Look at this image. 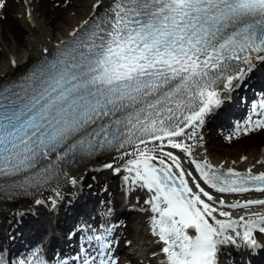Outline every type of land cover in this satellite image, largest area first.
<instances>
[{"label":"snow or ice","instance_id":"6c2138e0","mask_svg":"<svg viewBox=\"0 0 264 264\" xmlns=\"http://www.w3.org/2000/svg\"><path fill=\"white\" fill-rule=\"evenodd\" d=\"M253 60L264 61V0H113L67 51L30 74L23 93L0 88V192L38 189L58 178L56 165L42 163L53 153L56 161L71 162L134 145L136 158L127 161L124 179L154 193L147 202L158 214L152 227L164 245L162 264H217L220 246L236 243L232 233L255 247V233H264V215L237 221L220 211L229 219H217V208L188 186L178 158L162 151L167 141L191 156L189 146L173 137L202 126L222 103L218 85L231 91L233 81L245 75L242 65L251 70ZM248 124L251 130L264 128V119ZM149 139L160 142L161 157L152 154L155 148H140ZM157 160L159 167L152 163ZM38 165L37 172L24 175ZM196 167L217 192H264V173L229 171L223 177L207 163ZM195 187L213 200L200 184ZM250 205L264 200L230 207ZM107 247L102 246L98 264H114L104 258Z\"/></svg>","mask_w":264,"mask_h":264},{"label":"bare ground","instance_id":"6f19581e","mask_svg":"<svg viewBox=\"0 0 264 264\" xmlns=\"http://www.w3.org/2000/svg\"><path fill=\"white\" fill-rule=\"evenodd\" d=\"M112 3L113 0H89L84 7L76 8V10L72 9L71 14L66 17L63 26L58 28L54 36L49 30V27L52 26L51 21L45 23L42 15L35 9L34 5H28L26 3L20 10L18 16H21L30 34L28 38H26L27 43L23 47L22 52H18V49L14 46L6 52V56L8 57L6 64L0 62V86L16 76H21V74L27 72L31 66L42 60L43 57L55 47L68 42L74 36V33L76 35L79 31L84 29L98 14L102 13V11L108 8ZM97 5H99V7H97ZM47 24L49 25L47 26ZM1 29L0 25V34L2 31ZM242 66L246 69L245 75L241 80L233 81L231 91L226 90L223 84L218 85L217 90L220 92L222 103L219 107L213 108L212 111L205 116L203 125L195 129L186 128L183 136L173 137L175 142L185 143L189 146L191 156L181 149L167 146V141L164 142L165 147L162 149L163 152H171L178 158L181 168L185 172L184 179L188 181V186L193 188V192L200 194L205 202L217 208V212L214 213V215L219 220L229 219V217L220 216V211L228 212L230 214V219L237 221H240L241 218H244V221H246L249 218H256L257 215H264V205H250L248 208L230 207V205L236 203L243 205L252 200H264V192L255 190L246 192H217L214 188L204 183L200 171L196 167V164L203 165L207 163V165H210V171L224 172L225 174H228L229 171L239 174L264 173V149H253L248 152L242 150L240 152L238 150L226 152L217 151L209 146L210 140L205 130L209 122L208 120H210L214 110L218 111L220 108H223L220 113L225 115L230 113V110L236 103L240 105H252L250 101L254 97V94L251 95L252 92L250 93V90H246L250 87L252 81L249 84L247 81L256 73L260 75L259 77L262 78L261 83L264 84V61L253 60V67L251 70H248L247 65ZM227 93H232L231 95H234V97L229 99L226 95ZM229 123L230 120L227 118H219L218 122H215L217 125L225 124L227 126ZM194 130L196 134L195 136H191ZM159 144V141H152L149 139L148 143L141 144L140 148H155L156 150L152 154L161 157L162 152L158 147ZM135 152V146L128 145L121 149L101 154L90 160H84L77 169L68 171L61 180L57 179L55 182L44 187L45 189L26 193L24 195H0V232L13 228L16 225H21L30 218L39 225L47 226V229H49V239L47 241H50L55 235L53 226L56 224V220L59 221V217H63V215L67 213H65V211H67L72 204H81L82 198L84 197L85 183L90 175H107L116 181V191L121 198L123 212L130 214L136 221L135 228L137 232L134 238V240H137L136 246L131 248L128 244L130 247H122L119 249V252L125 254V256L133 254L143 257L144 260L147 261V264H162V261L166 259L162 252V247L164 245L159 240V237L153 233L152 227V220L153 218H158V214L152 212V205L147 202L152 198L154 193L147 190L148 200L145 201V199H143L144 197L140 198L132 192L131 189L133 185L130 184L131 179L128 181L124 179L125 176H129V173L126 171L127 161L136 158L133 155ZM163 158L166 164L172 167L173 172H179V169L175 168L168 157ZM193 161H195V163H193ZM152 163L159 167L158 160L152 161ZM108 164H111L112 168L106 167ZM116 168L120 169L119 173L115 171ZM131 175L134 177V173ZM72 180H75L76 183L73 184L71 182ZM196 184H200L205 191L212 195L213 200L208 201L207 197L203 196V194L199 192V189L195 187ZM9 199L12 201H9ZM38 201L41 202L38 203ZM221 201L223 202V206L220 203ZM84 209H86V212ZM89 209H91L90 212H92L93 205L86 204V206L81 208L78 215H74L73 212L69 214V216L73 215L71 218L73 223L71 224V220L68 219L64 222V228L67 232L75 229L77 232L80 231V228L78 229L76 225L77 219L79 216L84 218L83 215H86L87 218L90 219ZM67 216L66 218H68ZM107 217L108 216H106V218ZM107 221L104 222L107 223ZM210 222L213 221L210 219ZM108 223L111 222L108 221ZM59 227H62V225ZM82 229L83 228H81V230ZM187 231L189 234H194L195 232V230L191 228L187 229ZM239 231L241 233L243 232L242 226ZM232 235L236 239V243H226L220 246V250L217 253V264H222V255L225 254H230L233 259L239 256V260L248 264L249 261L257 258V255L264 250V233H255V238L257 240V245L255 247L248 246L240 237H235L234 233H232ZM11 241L14 242V238H12ZM15 242H19V240ZM56 242L57 240L53 242V244ZM65 244H67V246H65L66 248L69 249V247H71L68 238ZM121 263L124 264V262Z\"/></svg>","mask_w":264,"mask_h":264},{"label":"rangeland","instance_id":"374dc122","mask_svg":"<svg viewBox=\"0 0 264 264\" xmlns=\"http://www.w3.org/2000/svg\"><path fill=\"white\" fill-rule=\"evenodd\" d=\"M88 1L89 0H48L47 2H45L43 0H21L20 2H14L12 4L13 10H11V14L13 15L14 18H16L20 22V24L22 26H24L25 31H26V35H25L24 39H21L19 36L14 34L10 30V28L4 22H2V20L0 19V25L2 28L1 29L2 31L0 34V62L3 64H6V61L8 58L6 56L7 55L6 52H8V50L12 49L15 46L18 49V52H22L23 47L27 43L26 38H28L30 31H29V29H27L28 27L23 22L21 16H18L20 13V10L26 5V3L28 5H30V4L34 5L35 9H37L38 12L42 15L43 21H45V23H48L49 21H51L52 26H50L51 29L49 27V30L51 31L52 35L54 36V35H56L58 28L63 26L66 17L71 14V10L72 9L76 10V8L84 7ZM77 6H79V7H77ZM48 25L49 24H47V26ZM259 76L260 75H257L256 73H254L248 79V81H247L248 84L251 81H252V83L254 81H256V78ZM257 82H260V81L257 80ZM235 91H234V95H235ZM250 93H251V90H250ZM231 94L232 93L226 94V95H230V96H228L229 99H231V97L232 98L234 97V95H231ZM252 94H253V92L251 93V95ZM224 107H225V104H224ZM222 109L223 108H220L218 111L214 110L212 116L210 117V120H208L209 121L208 124L205 127V130L207 132V136L210 140L209 146L211 148H213L217 151H222V152L223 151H225V152L226 151H233V150H238L239 152L241 150L248 152V151L253 150V149H259V150L264 149V141H259L256 138H253L251 136L241 138L240 140H237V141L232 142L231 144H228L219 135H217L216 130L214 129L213 125L216 121H218L220 114H221L220 112H222ZM93 181L94 182L103 181L107 187V190L99 193L98 196H100L101 199H105L107 192L113 193V195H114L113 199L118 202V206L116 207L115 219H119V217H120V219L123 220V223H119V225H118L122 232L120 231L121 233L120 232L117 233L112 242H110V241L106 242L108 247L106 249H104V252H105L104 258L107 259L108 257H111V261H114V264H123L121 262H124V264H147V261H145L143 257H140L138 255H133V254L130 256H125V254L119 252V249H121L122 247H126V246L130 247L131 246V248H134L136 246L137 240H134L136 232H137L136 228H135L136 227V221L133 219L134 217H132L130 214H128L127 212H125V213L123 212L122 201H121L119 194L116 191V189H117L116 181L114 179L108 177L107 175H103V176H98V175H94V174L90 175V177L86 180V183H85L84 197L82 198L81 204H79V203L72 204L67 209V211H65V213L66 212L67 213L64 214L63 217H59L60 218L59 221L56 220V224H54V226H53L55 236H57L58 238L60 237V232L58 231V227L60 225L64 226V224H65L64 222H66L67 219L71 220V218L73 216V215L69 216V214L71 212H73L75 214L77 211L76 209H81L84 206H86V204L90 205L91 201H93L97 198L94 196V194L92 192L93 191L92 190V182ZM130 184L133 185L134 188L132 187L131 190L136 196H138L140 198L144 197L143 199H145V201L148 200L147 199V195H148V192H147L148 189L147 188L140 187L139 184L133 183L132 179L130 181ZM106 200H108V199H106ZM9 201H12V200L9 199ZM90 211H91V209H89L88 212H89V215L92 217L93 222L97 223L99 221L98 215L95 214L94 212L92 213ZM66 216L68 218H66ZM83 216H84V218L87 217L86 215H83ZM72 223H73V220H71V224ZM95 225H97V224H95ZM32 230L36 231L38 233V235L43 234V233L47 234V235H44V237H42V236L40 237L42 240L40 248L44 252L48 253L49 247L47 245L45 246V244H47L49 242V241H47L49 239V237H48L49 229H47V226H45V225H39V224L35 223V221L30 219V218H28L26 221H24L21 225H16L13 228H9V229H6V230H3L2 232H0V241L3 238H9V240L14 238V241H18L22 234H26ZM74 233H76V235H77V231H74ZM74 239L75 238H73L71 235V237L68 239V241L74 242L75 241ZM101 244H102V241H101V243H99L98 246H95L92 250L89 251L91 253V256L87 257L86 259L91 260L92 257L96 258L94 261H91V264H98V261L100 259L99 253H100L101 248L103 246ZM80 255H81V253L78 254V256H80ZM238 258L240 259L239 256H236V258L233 259L230 254L222 255V260L224 261V262L222 261V264H239L241 260H239ZM228 259H230V260H228ZM249 262H250V264H264V250L261 251L257 255V258H255L254 260H251Z\"/></svg>","mask_w":264,"mask_h":264},{"label":"trees","instance_id":"16d2710c","mask_svg":"<svg viewBox=\"0 0 264 264\" xmlns=\"http://www.w3.org/2000/svg\"><path fill=\"white\" fill-rule=\"evenodd\" d=\"M20 1L21 0H0V2L4 3V8L0 9V19L14 34L24 39L26 35L24 26H22L11 14V10H13L12 4ZM43 1L47 2L48 0ZM260 93L261 92L258 91V95ZM251 102L257 103L256 107L254 109L249 108L244 118L237 120L233 117H229L231 122L228 126L223 124L215 126L214 129L217 135L228 144L248 136L256 138L259 141H264V128L251 130V126L248 124L249 120L254 122L257 119H264V107H262L264 106V95L258 96L256 99L251 100ZM246 127L249 128L248 131H245ZM92 190L94 196L99 198L95 211L100 216V222L98 226H95L92 225V222L88 221L87 217L82 218V216H79L76 222L77 227L80 228V234L77 240L83 242H87L90 239L98 240L97 242H99L104 238L106 239L108 233L114 235L119 233L121 229L118 225L123 221L122 219H115L118 202L113 199V193L107 192L105 199H101L100 196H98L100 192L107 190L104 182L93 181ZM106 216L109 218H106ZM107 220L111 223H108ZM104 221H107L108 224ZM81 228L83 229L81 230ZM59 230L62 237L64 236L63 233L67 232L64 226L59 227ZM44 234L45 233L38 235L36 231L32 230L26 234H22L19 242H12L9 238H3L0 241V264H68L64 262V260L69 257L67 255V253H70L68 248L62 249L57 246L52 249L50 254H47L40 248V237H43ZM63 244L67 246V244Z\"/></svg>","mask_w":264,"mask_h":264}]
</instances>
